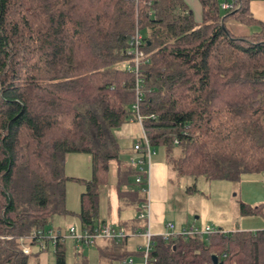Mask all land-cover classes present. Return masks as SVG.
I'll use <instances>...</instances> for the list:
<instances>
[{"label": "trees", "instance_id": "16d2710c", "mask_svg": "<svg viewBox=\"0 0 264 264\" xmlns=\"http://www.w3.org/2000/svg\"><path fill=\"white\" fill-rule=\"evenodd\" d=\"M252 1L229 0L224 11L219 0H197L196 22L186 0H0V264H27L20 240L52 230L56 217L87 230L102 225L99 190L110 163L118 191L135 183L116 133L135 118L136 29L144 51L138 113L151 160L162 149L178 179L237 182L264 172V23ZM71 154L89 157V180L66 177ZM68 181L84 186L78 213L66 208ZM263 206L240 209L254 216ZM212 230L153 237L149 264H213L212 256L264 264L262 231ZM64 244L56 243L55 264H65Z\"/></svg>", "mask_w": 264, "mask_h": 264}, {"label": "rangeland", "instance_id": "374dc122", "mask_svg": "<svg viewBox=\"0 0 264 264\" xmlns=\"http://www.w3.org/2000/svg\"><path fill=\"white\" fill-rule=\"evenodd\" d=\"M196 22L201 21L200 8L197 0H186ZM220 4L225 0H219ZM227 27L235 34L244 33V29L234 23H227ZM252 30V29H251ZM121 151L128 146V141L119 140ZM79 155V156H78ZM74 157H83L84 154H73ZM71 160L68 165L65 163L66 177L70 178L73 173L76 179L88 180L90 170L87 174L86 166L79 168L72 165ZM116 163H110L108 182L100 187V221L110 222L109 226L118 228L115 218L107 217L106 196L110 187L114 185ZM71 169V170H70ZM72 172V173H70ZM89 176V177H87ZM149 186L148 202L150 206V231L152 235L172 234L180 229L196 227L205 229H221L230 231H264V206L261 207L259 214L254 216L243 215L240 209L242 204L255 207L264 204V172L260 174H244L237 182L226 181H207L200 177L178 179L173 171L171 164L165 160V153L162 149L156 150V155L151 160L149 168ZM194 187L193 191L188 188ZM84 191L81 183L68 181L66 183V208L69 211L79 210V197ZM145 198V197H144ZM133 216L134 212H126ZM64 223V222H62ZM172 223L174 230H169L167 225ZM77 222H75V226ZM68 227H61L60 231L65 233ZM53 228V227H51ZM54 230V229H52ZM130 246L126 251L128 253L136 251V246L143 245V238L129 236ZM112 247L123 245L113 244ZM65 264H118L114 257L119 252L111 249L103 251L96 246L88 247L86 245H76L70 240L65 241ZM114 245V246H113ZM126 251L124 253H126ZM54 249L49 246L45 252L39 251L33 247L32 254L27 256V264H55ZM127 253V254H128ZM134 264H142L140 256L132 257Z\"/></svg>", "mask_w": 264, "mask_h": 264}, {"label": "built area", "instance_id": "2783aa9c", "mask_svg": "<svg viewBox=\"0 0 264 264\" xmlns=\"http://www.w3.org/2000/svg\"><path fill=\"white\" fill-rule=\"evenodd\" d=\"M221 9L227 11L231 9V4L221 5ZM143 40L136 29L133 35L130 37L129 41V55H132L134 58V67L132 69L135 74V91H136V102L132 106V111L135 115V118L129 120V124H135L138 127L139 134L137 135L136 142L132 147L134 155H132L128 163L135 167L138 171L135 176L134 182L135 185L139 188L140 193L145 197H148V186H149V168L151 165V157L154 155V152L150 148L149 142L146 138L142 127V117L138 113V101L141 96L142 80L138 77V66L139 59L144 56V51L142 49ZM152 117V116H151ZM140 211L138 214V220L144 222V230L142 232H137L133 234L126 233L121 229L113 228L109 225H98L92 230L83 229L80 225H73L68 228L65 233H62L59 229L49 230V231H39L32 232L29 237H26L20 240V249L25 256L32 254V249L35 247L39 252H45L49 249V246H52L54 249L58 240L66 241L70 240L77 245H86L88 247H94L98 241H113L115 244L121 243L122 241L129 238V236H140L143 238L144 242L139 250L141 252L142 264H149V253L153 247L152 238L155 235H152L150 231V206L148 200H146L139 207ZM169 230H174V225L169 223L167 225ZM136 232V231H135ZM213 230L209 227L205 229H198L196 227L183 228L179 231L172 234H160L159 236L167 239L171 236H179L184 239H187L191 236H206L212 233ZM263 236H264V231ZM129 234V235H128ZM121 264H134L132 258L123 260Z\"/></svg>", "mask_w": 264, "mask_h": 264}, {"label": "crops", "instance_id": "0c3cea01", "mask_svg": "<svg viewBox=\"0 0 264 264\" xmlns=\"http://www.w3.org/2000/svg\"><path fill=\"white\" fill-rule=\"evenodd\" d=\"M226 3L230 4L229 0H228V2H227V0H225V2L222 3L221 5H224ZM250 12L256 20L264 23V0H253L250 3ZM116 134H117V138L119 140L123 139V140L128 141V146L125 148V150L122 151V153H123L122 154V160L125 161L127 159V161H128L129 158L132 155H134V153H132L133 152L132 147H133L134 143L136 142L137 135L139 134L138 127L135 124L127 123L124 126H122ZM71 156H73V154L68 155L66 157V165H68L71 160H74V161H72V165H75V169H76V167H78V165H79V168H81L85 165L86 169H87L86 172L88 174L89 170H90V177H91V167H90L89 157H86V159H83V157H74V159H70ZM113 163H115V162H113ZM113 170L115 173L114 185L109 188L108 194H107L106 200H105L106 204L103 205L104 208H106L107 212H108V214L106 216L108 217L110 215V217L115 218L117 220L118 228H116V229H121V230L125 231L126 233L133 234L132 232L134 229L139 228V226L144 225V222L141 220H138L137 217H138V214L140 211L139 207L146 200H148V197H145L143 194H141L139 192L135 193L136 192L135 190H138L135 183L132 184L131 186H128V187H122L121 191H118V189H117V164L115 165V168H113ZM65 172H66V168H65ZM70 173H72V172H70ZM75 177H77V176H74L73 173L70 176V178H75ZM87 177H89V176H87ZM90 177H89V179H90ZM149 180H150V176H149ZM119 193H121V194H119ZM79 208H80V205H79ZM78 211L79 210L69 211V212L78 213ZM126 212H134V215L133 216L127 215ZM100 219L101 218H100V197H99L98 221L101 222L102 225L103 224L108 225L107 223L110 224V222H105L104 220L100 221ZM62 222H64V223H62ZM75 222H77L76 225H79L76 218H73V217L57 218L56 217L52 220L51 227H53V229H56V230L59 229L60 230L61 227L64 228L65 226L68 227V226L75 225ZM138 237H140V236H138ZM123 242L117 244V245L122 244L124 247L123 249L117 250V252H119L118 255L124 254L126 249H128V247L130 246V239L129 238H127L125 240L124 244H123ZM95 246L98 249H101L103 251H110L111 249H113V247L109 244V241H102V240L98 241ZM139 247L136 246V251L129 253L131 255L129 258H132L134 256H140L141 257V252L139 250ZM126 253H128V252L126 251ZM116 257L117 256H115L114 258H116ZM122 261L123 260H119L117 262H118V264H121Z\"/></svg>", "mask_w": 264, "mask_h": 264}, {"label": "water", "instance_id": "95a60500", "mask_svg": "<svg viewBox=\"0 0 264 264\" xmlns=\"http://www.w3.org/2000/svg\"><path fill=\"white\" fill-rule=\"evenodd\" d=\"M213 264H218V260L216 256H212Z\"/></svg>", "mask_w": 264, "mask_h": 264}]
</instances>
